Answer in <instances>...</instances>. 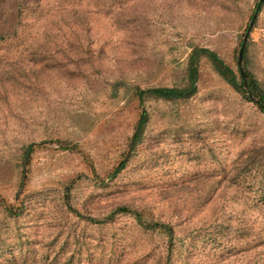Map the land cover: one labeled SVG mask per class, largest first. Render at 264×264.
Instances as JSON below:
<instances>
[{
    "label": "rangeland",
    "instance_id": "374dc122",
    "mask_svg": "<svg viewBox=\"0 0 264 264\" xmlns=\"http://www.w3.org/2000/svg\"><path fill=\"white\" fill-rule=\"evenodd\" d=\"M259 1L0 0V197L23 209L0 208V264H264V114L203 57L189 100L132 95L186 86L195 48L237 73ZM247 42L264 88V3ZM143 108L142 141L110 180ZM71 184L80 214L129 206L171 226L173 245L128 216L79 219Z\"/></svg>",
    "mask_w": 264,
    "mask_h": 264
},
{
    "label": "trees",
    "instance_id": "16d2710c",
    "mask_svg": "<svg viewBox=\"0 0 264 264\" xmlns=\"http://www.w3.org/2000/svg\"><path fill=\"white\" fill-rule=\"evenodd\" d=\"M263 3H264V0L260 3L257 17L260 12V9L262 8ZM254 13L251 15V19ZM252 28L253 27H249L248 25L246 27V32H249L250 34ZM243 43H244V40L242 38L240 42V47L242 46ZM247 48H248V42L246 41L245 46H244L243 60L241 63V68L246 75L245 79L241 75L239 71V67L236 73L233 69L227 66L218 57V55L214 53L213 51H210L208 49L195 48L193 49L192 53L189 56V60H188L187 68H186V78H187L186 86L172 87V88L157 87V88H148V89H141L140 87H134L132 90V95L135 98H137L140 104V107H143L145 102L148 99L162 100L166 102H175V101L178 102V101L189 100L197 93L196 84H197L198 75H199V60L203 57L211 64L214 71L219 75V77L227 85L230 86V88L233 91L240 94L242 98H244L246 101L254 104L258 108V110L262 114H264V88L259 83L258 79L254 76V74L247 68V65H246ZM148 119H149L148 112L143 108L141 110L140 117L134 128V132L131 137V140L127 146V149L123 153L122 161L114 169V171L108 175V178L110 180L113 178H116L128 164L129 160L131 159L133 155V152L136 150L138 144L142 141ZM53 143L54 142H51V144ZM55 144L57 145L58 148H60L63 151H69V152L78 153V154L81 153V151L78 149V146L70 141L59 140V141H55ZM32 150H33L32 144L28 145V147L25 149V152L23 155V172L27 164L28 158L30 154L32 153ZM98 184L103 185L105 184V182L102 180V181H99ZM71 188H72V184L64 187L65 204L69 212L74 214L79 219L84 220L90 224L103 225V224L114 222L116 218L119 216H128V217H131L143 230L147 232H151V233H156V232L162 233L167 238L168 245L169 246L173 245L174 231L171 226L165 223H160V222H155L153 220H149L144 216L143 213L129 206H119L115 210H113L108 216L104 217L103 219H96V218H92V217H88L86 215L80 214L78 211H75L70 205V189ZM20 194H21V191L19 190L16 195L17 199L20 197ZM0 208L3 209L7 215L14 217V218L22 215L23 213L22 211L23 209L21 206L17 208L11 207L6 203V201L2 197H0Z\"/></svg>",
    "mask_w": 264,
    "mask_h": 264
},
{
    "label": "water",
    "instance_id": "95a60500",
    "mask_svg": "<svg viewBox=\"0 0 264 264\" xmlns=\"http://www.w3.org/2000/svg\"><path fill=\"white\" fill-rule=\"evenodd\" d=\"M263 0H260L259 1V4L255 10V13L251 19V22L249 24V27H253L254 23H255V20H256V17H257V13H258V10H259V7H260V3L262 2ZM248 36H249V32H246V34L244 35L243 37V40H244V43L242 44V46L240 47L239 49V52H238V57H237V65L239 67V71L241 73V75L243 76V78L245 79L246 78V75L245 73L243 72L242 68H241V63H242V60H243V55H244V46H245V42L248 40Z\"/></svg>",
    "mask_w": 264,
    "mask_h": 264
}]
</instances>
